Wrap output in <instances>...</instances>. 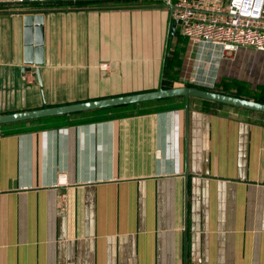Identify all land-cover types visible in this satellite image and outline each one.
Returning <instances> with one entry per match:
<instances>
[{
	"label": "crops",
	"instance_id": "1",
	"mask_svg": "<svg viewBox=\"0 0 264 264\" xmlns=\"http://www.w3.org/2000/svg\"><path fill=\"white\" fill-rule=\"evenodd\" d=\"M80 1L0 0V114L158 90L168 64L173 88L264 84V52L194 46L164 0ZM29 14L43 15L39 74ZM152 109L0 127V264H264V114Z\"/></svg>",
	"mask_w": 264,
	"mask_h": 264
},
{
	"label": "built area",
	"instance_id": "2",
	"mask_svg": "<svg viewBox=\"0 0 264 264\" xmlns=\"http://www.w3.org/2000/svg\"><path fill=\"white\" fill-rule=\"evenodd\" d=\"M18 1L47 3L50 0ZM164 2L170 9L172 22L194 46L216 50L222 59L232 58L242 48L264 52V0Z\"/></svg>",
	"mask_w": 264,
	"mask_h": 264
},
{
	"label": "water",
	"instance_id": "3",
	"mask_svg": "<svg viewBox=\"0 0 264 264\" xmlns=\"http://www.w3.org/2000/svg\"><path fill=\"white\" fill-rule=\"evenodd\" d=\"M26 30H25V43L26 48V58L25 64L27 67L33 65L37 69V74H39V67L42 65L43 60L38 59L32 60V54L42 53V25H43V15L34 14L27 15L25 17ZM36 23L38 27L35 28V36L33 38V32L31 24ZM176 29V23H172V30ZM38 36V38H37ZM33 40V41H32ZM35 40V41H34ZM34 42L35 48L31 47ZM31 69V68H26ZM40 81V80H39ZM174 97H184L186 101L185 110L187 115L189 114V105L192 98L207 100L210 102H215L218 104H224L236 108H241L245 110L255 111L264 114V104L257 101L247 100L240 97H235L223 93H218L215 91H210L202 89L199 87L192 86H181L174 87L171 89L160 88L158 90L128 94L117 97L102 98L98 100H89L84 102H77L59 106H50L40 109L17 111L13 113L0 114V126L21 123L27 121L41 120L44 118L57 117L63 115H70L76 113L89 112L94 110L115 108L133 104H142L151 101L163 100Z\"/></svg>",
	"mask_w": 264,
	"mask_h": 264
},
{
	"label": "trees",
	"instance_id": "4",
	"mask_svg": "<svg viewBox=\"0 0 264 264\" xmlns=\"http://www.w3.org/2000/svg\"><path fill=\"white\" fill-rule=\"evenodd\" d=\"M36 4H44V3H36ZM88 4L89 3L87 2L76 0L75 2H70L69 5H74L76 7H84ZM167 69H168V79L165 80L166 82H164L163 88L171 89L173 88V85H171L170 82H173V79L178 77V72L175 70L173 66H171V64L167 65ZM187 86L199 87L194 85H187ZM199 88L215 91L218 93H223L235 97H240L247 100L257 101L259 103L264 104V87L259 88L258 90H254L252 89L251 85L246 81L232 79L227 82H223L222 84H219L214 88H204V87H199ZM207 102L217 104L215 102H210V101ZM185 105H186V101L184 97H174L163 100L146 102L142 104H133V105H127V106H121L115 108H106V109L94 110L83 113L44 118L35 121L21 122V125L23 126L27 124H32L34 122L36 123L38 122L40 124V126H38L40 129H59L68 126L94 123V122L132 116L141 112L143 113V111H141L142 107L147 108L145 112H149L152 108H156V109H152L155 111H161L165 109L184 110ZM24 128L25 129L22 130L23 132H28L31 130L29 127H24ZM9 133L12 132L10 131L6 132V134Z\"/></svg>",
	"mask_w": 264,
	"mask_h": 264
},
{
	"label": "rangeland",
	"instance_id": "5",
	"mask_svg": "<svg viewBox=\"0 0 264 264\" xmlns=\"http://www.w3.org/2000/svg\"><path fill=\"white\" fill-rule=\"evenodd\" d=\"M221 60H225V59H222V58H221ZM229 80H232V78H228V77L225 78V77H223V78H221V80L219 79V82H218V83H219V84H222L223 82H227V81H229ZM215 86H218L216 82H215ZM215 86H213V87H215ZM263 86H264V84L259 85V86H258L257 88H255V89L258 90L259 88H262Z\"/></svg>",
	"mask_w": 264,
	"mask_h": 264
}]
</instances>
